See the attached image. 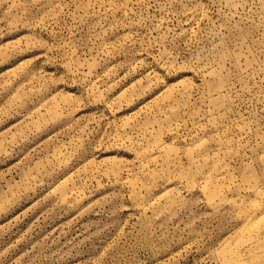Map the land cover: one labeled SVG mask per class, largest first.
Here are the masks:
<instances>
[{"label":"rangeland","instance_id":"1","mask_svg":"<svg viewBox=\"0 0 264 264\" xmlns=\"http://www.w3.org/2000/svg\"><path fill=\"white\" fill-rule=\"evenodd\" d=\"M0 264H264V0H0Z\"/></svg>","mask_w":264,"mask_h":264}]
</instances>
